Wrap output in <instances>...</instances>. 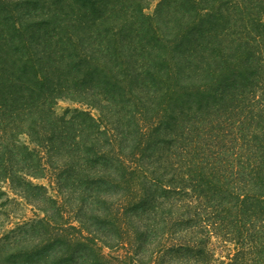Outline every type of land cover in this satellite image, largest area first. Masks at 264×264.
<instances>
[{"label": "trees", "instance_id": "16d2710c", "mask_svg": "<svg viewBox=\"0 0 264 264\" xmlns=\"http://www.w3.org/2000/svg\"><path fill=\"white\" fill-rule=\"evenodd\" d=\"M145 8L0 0V209L43 213L8 237V264H124L94 239L108 224L135 254L153 240L142 264H213L214 237L236 251L220 264H264V1L256 17L228 0ZM62 100L84 109L60 116Z\"/></svg>", "mask_w": 264, "mask_h": 264}, {"label": "rangeland", "instance_id": "374dc122", "mask_svg": "<svg viewBox=\"0 0 264 264\" xmlns=\"http://www.w3.org/2000/svg\"><path fill=\"white\" fill-rule=\"evenodd\" d=\"M264 0H228L230 4L236 5L239 8V11L243 10L245 13H243L244 16H249V12H252L254 14V17L258 14V6L260 5V2H263ZM161 0H145V10L144 14L154 18L156 17L157 10L159 9V4ZM249 10V11H248ZM84 109L80 105L74 104L70 101H59L58 104L55 107V111L58 115L63 116L67 114L69 111L73 112L76 109ZM86 109V108H85ZM92 115L95 118L100 117V112L96 109H90ZM152 155V154H151ZM156 156H159V154H155ZM160 156H165V154H160ZM155 157V156H151ZM147 158V157H146ZM37 184H45L49 185V182L47 180L38 181L36 180ZM6 186V185H4ZM50 193L54 196H59L62 205L66 204V209L71 207V211L68 212L69 214H73L75 212L77 213V206H75V203H67L64 202L66 200L65 195L66 194H60L54 193L50 190ZM62 193V192H61ZM7 198V197H6ZM5 198V199H6ZM9 200H15L18 199L13 193H9ZM4 200V199H3ZM39 216L43 217V213L38 211L37 209H34L32 206L27 207L26 202L22 199L18 201L17 204L9 203L7 204V207L4 209H0V251L3 249V246H5V242L8 240V237H13L16 233H18L19 228L30 224L32 221H36ZM76 225H79L78 223H75ZM90 224V223H86ZM91 226V224H90ZM100 228L97 232L98 237H95L94 239L99 243V245H102L101 240H108V238H113L118 240V246L114 249H110L108 247H103L104 254L108 256L109 260H111L114 263H124V264H142V263H149L152 258L153 260H156L157 257H159V254L155 253V246L153 240H148V238L144 237V248L142 249L141 253H134L135 248L133 242L131 241L130 237L125 234L122 230L118 229L115 230V228L111 225L107 226H99L96 227V225L93 227L92 230ZM85 237H90V233L87 231H82ZM92 232V231H91ZM79 233V232H78ZM77 232L74 233L75 235L78 234ZM98 238V239H96ZM110 241V240H109ZM122 242V243H121ZM130 242V243H129ZM212 243L214 245L215 251V259H217L216 262L213 264H220L222 260H225L226 257L229 255H235L236 251L232 250V252H229V248L232 249L230 244L226 245L224 242H220L216 237L212 239ZM234 248V247H233ZM154 255V257H153ZM84 256V255H83ZM225 257V258H224ZM8 259V256H1L0 257V264H8L6 260ZM85 259L86 255H85ZM227 261V260H226ZM164 264H169V259H166V262Z\"/></svg>", "mask_w": 264, "mask_h": 264}]
</instances>
